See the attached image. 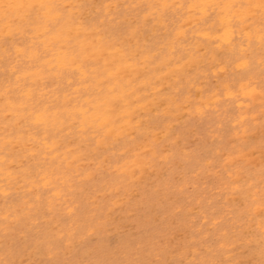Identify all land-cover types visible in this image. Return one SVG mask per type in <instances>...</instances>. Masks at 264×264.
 <instances>
[{
    "label": "clouds",
    "instance_id": "1",
    "mask_svg": "<svg viewBox=\"0 0 264 264\" xmlns=\"http://www.w3.org/2000/svg\"><path fill=\"white\" fill-rule=\"evenodd\" d=\"M0 264H264V0H0Z\"/></svg>",
    "mask_w": 264,
    "mask_h": 264
}]
</instances>
